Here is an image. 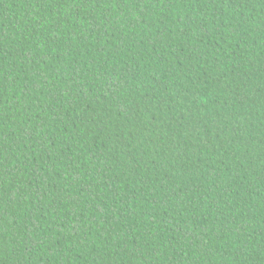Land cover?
<instances>
[{
	"label": "trees",
	"instance_id": "obj_1",
	"mask_svg": "<svg viewBox=\"0 0 264 264\" xmlns=\"http://www.w3.org/2000/svg\"><path fill=\"white\" fill-rule=\"evenodd\" d=\"M0 264H264V0H0Z\"/></svg>",
	"mask_w": 264,
	"mask_h": 264
}]
</instances>
